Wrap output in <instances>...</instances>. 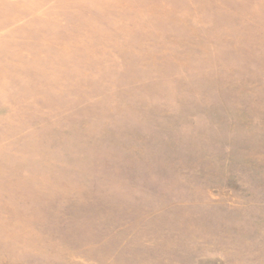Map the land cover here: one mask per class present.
<instances>
[{
    "label": "rangeland",
    "instance_id": "rangeland-1",
    "mask_svg": "<svg viewBox=\"0 0 264 264\" xmlns=\"http://www.w3.org/2000/svg\"><path fill=\"white\" fill-rule=\"evenodd\" d=\"M0 264H264V0H0Z\"/></svg>",
    "mask_w": 264,
    "mask_h": 264
}]
</instances>
